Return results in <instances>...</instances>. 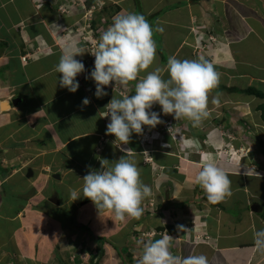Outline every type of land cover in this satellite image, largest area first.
I'll return each instance as SVG.
<instances>
[{
  "label": "crops",
  "instance_id": "1",
  "mask_svg": "<svg viewBox=\"0 0 264 264\" xmlns=\"http://www.w3.org/2000/svg\"><path fill=\"white\" fill-rule=\"evenodd\" d=\"M133 1L86 0V3L72 7L70 0H0V166L2 171L7 169L0 172V203L7 202L16 194V178L23 177L22 166H27L28 172L31 170L33 173L31 177H28V173L25 176L28 179L24 182L23 192L30 193L24 195L27 198L26 204L34 195L41 193L36 184L43 179V182L51 184L54 189L55 195L52 198L59 199L58 206L68 218V229L75 211L80 214L76 217L81 218L79 222L96 225L95 216L100 218V214L97 206L92 201L89 202V198L83 197L82 179L90 170H100L102 159L112 163L127 155L121 151L119 142L114 144V135H106L107 124L110 122L106 106L114 97L134 95L137 81H132L127 86H105L108 95L97 98L95 81L89 78L95 66V56L92 54L97 50L102 33L113 22L107 8L114 7L115 15L129 12L138 14ZM207 1L140 0L142 15L148 18L153 27L160 26L164 29L163 32H157L162 39L159 45L154 32L157 58L152 67L140 73V78L154 67L166 69L168 57L183 55L181 60L203 57L210 50L207 45L214 44L213 47L217 48L221 44L212 42L218 36L227 39V43L233 39L232 32H224V27L214 22L212 16L209 18L210 11L201 9L197 12L200 6L203 9L208 7ZM69 41H76L81 47L83 55L76 58L86 68V72L77 77L80 88L75 93L59 86L62 74L55 71L63 47ZM229 56L236 57L234 54ZM235 63L223 62L222 66L225 67L222 68V76L229 68L234 69ZM162 75L168 78L167 71ZM220 83L233 87L230 78H226V82L220 79ZM211 93L229 94L215 91ZM85 98L90 101L88 105L83 104ZM161 110L158 103L152 109L160 114ZM259 115L261 116L260 112ZM233 120L237 125L242 123L241 119ZM245 120H248L247 117ZM173 121L176 129L179 130V126H182L181 139H177L179 137H176L174 131L169 135L164 133L161 138L153 137L160 125L156 128L145 126L143 135L133 133L130 143L122 145L129 149V154L140 168L143 183L151 186L152 195L157 193V205H167L168 210L175 206L184 208L181 212L185 217L184 226L187 231L179 236L177 244L173 243L170 251L178 256L202 254L208 258L209 264H264V253L254 247V231L264 229V152L260 151L261 146L251 145L252 150L248 153L250 157H247L249 160L241 159V163L244 162L245 165L242 164L240 170H225L229 177L238 178L240 183L231 184V197L213 204L207 200L205 192V196L195 197L196 192L191 194L186 185L185 179L195 176L198 171L195 169L197 167L190 170L189 165L183 164V159L179 160L180 153L187 149V142L191 138L190 122L185 118L178 121L174 118ZM147 133L153 136L148 141H143L142 136ZM168 136L170 139L166 141ZM223 140V144L235 143L228 138ZM166 142H169L167 146ZM200 146L208 148L206 141L202 144L200 142ZM178 147L182 148L179 150ZM5 160L12 164L3 163ZM19 162L22 166L14 167ZM177 163L182 169L175 172L174 169L179 167ZM218 165L224 167L223 164ZM165 172L171 184L165 188L159 186L160 189L153 186L152 180L156 174ZM177 186L180 191L175 193ZM74 189L79 190L82 197L76 201L70 199V192ZM20 190L22 192L21 188ZM151 196L145 198L143 203H150ZM197 209L205 210L206 214H194L193 211ZM39 211L43 214L46 209L42 207ZM103 215L110 226L122 225L118 219L112 222L109 212ZM34 217L33 211L32 218L20 220V230L37 227L33 223L34 219L39 218L40 225L43 224V219L47 220L46 213H38L37 218ZM152 217V229L156 230L158 227L160 232L170 235L168 228L159 224L161 216L151 215L150 218ZM82 218L86 222L81 221ZM29 223L32 225L29 226ZM148 223L150 224V220ZM144 224L145 228L150 227L146 222H142L141 226ZM95 225H90L93 231ZM139 230L144 231L143 228ZM65 232L68 233L66 228ZM28 237L26 240H29ZM160 238L162 237L152 239Z\"/></svg>",
  "mask_w": 264,
  "mask_h": 264
},
{
  "label": "rangeland",
  "instance_id": "2",
  "mask_svg": "<svg viewBox=\"0 0 264 264\" xmlns=\"http://www.w3.org/2000/svg\"><path fill=\"white\" fill-rule=\"evenodd\" d=\"M83 2L86 3V0H70L72 7H78ZM132 3L137 7V13L142 14L137 5V0H134ZM207 4L208 7L205 6L204 9L199 5L200 7H198L199 10L197 12L201 9L203 11H210L208 12L209 18L212 16L214 22L224 27V32H232L234 36L230 40L232 43L230 41L227 43V39H223L221 36L213 39L212 42L217 41L218 44H221L216 45L217 48H214V44L208 43L209 45L207 46L210 50L207 49L208 52L203 54V58L215 65L222 81L226 82V78H230V84L233 87L247 88L255 86L264 90V0H208ZM115 11L116 9L112 6L107 8V12L112 19L116 16ZM98 15H101V13H98ZM96 18L97 20L99 19V17ZM156 35L159 45V41L162 42V39L157 32ZM230 54H234L236 57L231 58ZM175 57L182 59L184 56ZM226 61L236 62V66L234 69L229 68L224 76H222V68L225 67L222 66V63ZM217 97L220 100L219 105L212 103V100ZM262 102L263 99L244 93H210L208 105L209 118L204 120L200 127H193L192 122L185 118V120L190 122L191 138L187 142V149L185 148V151L180 153L179 160L183 159L182 162H185L183 164L189 165L191 167L190 170H193L192 168L194 167H197L195 169L199 170L208 161H213L220 165L223 164L224 170L234 171L231 168H235L236 171L240 170L242 164L245 165L244 162L241 163V159L243 161L244 158L248 159L250 157L248 153L252 150V144L255 146L259 144L261 146L259 147L260 151L264 150V122L259 115V111H257V106ZM246 117L249 122L245 120ZM233 118L241 119L242 123L235 124ZM161 120L165 125L161 128V123L159 129L155 130V136H151L161 138L164 133L169 135V131H173L175 122L169 120V115L161 116ZM169 137H166L165 140L168 141ZM223 138L235 141V143L233 142L234 145L223 144ZM203 141H206L208 145L207 149L201 148L200 142L202 144ZM168 144L169 142H166L165 145L167 146ZM240 147L242 148L240 149ZM181 148L178 147L179 150ZM251 153L254 154L255 151ZM256 153L258 154L259 152L256 150ZM262 155L264 157V153ZM3 163L12 164L6 160ZM20 166H22L21 162L14 165L16 168ZM178 166V168L174 169L175 172L179 171V168L182 169L181 165ZM22 168L24 171L23 177L16 178L15 198L13 199V194L12 199L0 203V264H94V257H96L99 251L98 247L100 244L105 247V253L99 260V264H137V261L143 254V246L138 242L141 240H153L154 237L166 235L165 232H160L158 227L156 230L152 229L151 219L154 221V218H150L151 215L161 216L162 221L159 224L168 228V234L173 237L172 245L173 243L177 244L179 236L185 234L187 231L181 232L178 229L179 225L184 226L185 223V217H183L181 212L184 208L181 209L175 206L168 210L167 205L158 204L160 205L158 206L156 202L157 198L155 199L157 193L151 196L150 203L145 201L142 204L144 217L118 219L122 225L110 226L111 224H108L109 221H105L104 219L105 215L100 216V218H96L95 216L96 225L91 222L88 223L95 225L94 231L92 226L85 224L94 233L92 236L79 226L84 225V223L79 222L81 218L76 217L80 214H77L78 212L75 211L74 220L72 219L68 229L66 227L68 218L61 211L62 209L58 206L59 204L53 202L54 189L51 184L43 182L45 180L41 179V182L36 184V188L41 190V193L34 195L28 204L25 203L27 198L25 199L24 195L30 194L29 192H23L25 189L24 182L28 179L25 177L28 173V168L27 166H22ZM172 168L170 167V169ZM230 179H233L231 180L232 185L240 183L238 182V178L230 177ZM185 181L191 194L195 191V197L205 196L206 192L194 182V176L185 179ZM170 182L171 180H169L166 172L156 174L152 180L153 186H158L157 188L159 186L165 188ZM20 188L22 192H20ZM175 190V193H178L180 187L177 186ZM199 204L200 202H198ZM35 207L36 209H34ZM42 207L46 209V212H43V214L46 213L47 220L43 219V224L40 225V219L37 218V215L38 213L43 215L39 211ZM197 210L193 211L194 214L201 212L203 213L202 215L206 214L205 210ZM33 211L35 213L34 218L37 219L33 218L34 220H32L35 221L33 223L37 227H28L26 230H20L22 227L20 220L32 218ZM109 214L113 222L116 218L113 213L109 212ZM149 220L150 224L148 223ZM81 221L86 222L83 218ZM142 222H146L147 226L150 225V227L145 228L146 224L142 227ZM153 224L155 223L153 222ZM28 225L31 226L32 224L30 225L29 223ZM169 226L174 227V234L170 231ZM65 228L66 231L68 230L67 234ZM139 228H143L145 232L139 230ZM185 229L187 228L185 227ZM27 236H29V240H26ZM95 237H102L104 242L99 243ZM116 237L119 239H116ZM170 249H172V246Z\"/></svg>",
  "mask_w": 264,
  "mask_h": 264
},
{
  "label": "clouds",
  "instance_id": "3",
  "mask_svg": "<svg viewBox=\"0 0 264 264\" xmlns=\"http://www.w3.org/2000/svg\"><path fill=\"white\" fill-rule=\"evenodd\" d=\"M163 31L160 26L153 27L142 14L120 13L113 17L111 26L102 33L93 53L95 66L89 78L95 81L97 98L108 95L105 86H127L137 81L134 95L114 97L106 106L107 116H110L106 135H114V144L119 142L121 151L127 155L112 163L102 159L100 170H90L82 179L83 197L91 199L101 217L105 212H111L119 220L140 218L144 212V199L152 195V188L143 183L141 170L129 149L122 147L130 143L133 133L143 135L145 126L156 128L161 123L163 128V114L169 115L170 121L186 118L193 127H200L210 116L209 94L220 83V73L211 61L203 57L181 60L172 56L166 69L154 67L140 78V73L152 67L157 58L154 32ZM82 55L78 43L69 41L63 47L55 68L62 74L59 86L72 93L80 88L78 75L86 72L85 64L76 58ZM164 71H167L168 78L162 75ZM89 103L88 98L83 100L84 105ZM157 103L161 106V114L152 111ZM212 103L219 105V98L213 99ZM179 127V130L173 127L174 134L179 137L177 139L183 137L182 126ZM173 131H169L170 134ZM150 137L147 133L142 139L148 141ZM194 182L206 192L207 200L213 204L232 196L229 174L213 161L199 168ZM80 198L79 190L70 192L72 201ZM178 229L181 232L187 230L183 225ZM172 240L171 235H164L158 240L139 241L143 254L137 264H209L208 258L202 254L174 255L170 251ZM254 247L264 253V229L254 231Z\"/></svg>",
  "mask_w": 264,
  "mask_h": 264
},
{
  "label": "trees",
  "instance_id": "4",
  "mask_svg": "<svg viewBox=\"0 0 264 264\" xmlns=\"http://www.w3.org/2000/svg\"><path fill=\"white\" fill-rule=\"evenodd\" d=\"M137 5L141 11V5H140V0H137ZM148 20V18H146ZM212 91H215V92H218V93H221V92H227V93H230V94H234V93H244L246 95H249V96H255V97H258L260 99H263V102L260 103L258 106H257V111L260 112L261 114V118L262 120L264 121V90L258 88V87H255V86H249L247 88H241V87H229V86H225L224 84L222 83H219V86L212 90ZM7 171V169H5L4 171H2L1 169V166H0V172H5ZM91 200V199H90ZM81 228H84L86 230L87 233L91 234L92 236L94 235V233L92 232V230L90 228H88L86 225H79ZM169 229L171 232H174V227L173 226H169ZM96 240L99 242V243H103L104 242V239L102 237H95ZM98 253L96 255V257H94V264H99V260L104 256V253H105V247L103 245H99L98 247Z\"/></svg>",
  "mask_w": 264,
  "mask_h": 264
},
{
  "label": "water",
  "instance_id": "5",
  "mask_svg": "<svg viewBox=\"0 0 264 264\" xmlns=\"http://www.w3.org/2000/svg\"><path fill=\"white\" fill-rule=\"evenodd\" d=\"M32 171L30 170L29 172H28V177H31L32 176ZM53 201L56 203V204H59V199H57L56 197L53 199ZM256 205H257V203H256Z\"/></svg>",
  "mask_w": 264,
  "mask_h": 264
},
{
  "label": "built area",
  "instance_id": "6",
  "mask_svg": "<svg viewBox=\"0 0 264 264\" xmlns=\"http://www.w3.org/2000/svg\"><path fill=\"white\" fill-rule=\"evenodd\" d=\"M163 116H164V114H163Z\"/></svg>",
  "mask_w": 264,
  "mask_h": 264
}]
</instances>
